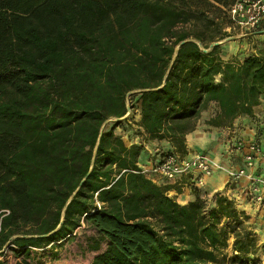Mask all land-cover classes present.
<instances>
[{"label":"trees","instance_id":"1","mask_svg":"<svg viewBox=\"0 0 264 264\" xmlns=\"http://www.w3.org/2000/svg\"><path fill=\"white\" fill-rule=\"evenodd\" d=\"M233 2L0 0V264H73L83 224L95 236L78 264H261L227 192L239 181L201 192L183 175L193 199L180 203L144 168L190 156L210 105L206 124L227 128L264 104V53L210 47L233 30ZM133 109L143 140L126 144L115 130Z\"/></svg>","mask_w":264,"mask_h":264},{"label":"crops","instance_id":"2","mask_svg":"<svg viewBox=\"0 0 264 264\" xmlns=\"http://www.w3.org/2000/svg\"><path fill=\"white\" fill-rule=\"evenodd\" d=\"M264 108V104L260 105L255 108L256 109H262ZM255 112V111H254ZM245 117L240 116L237 119H235V122L230 127L225 128L223 133L214 132V134H218L219 136H215L213 138V145L209 147L206 146V135L204 134H210L209 131L203 132L202 129L197 128L195 131L191 132L187 135V145L189 148L196 149L198 153H202L206 155L210 160H213L214 162H218L221 166L226 168H232V169H238L243 164L242 157H240V154L235 151V149H232L231 147L236 143L238 140H243L244 142H248L249 140H253L252 136L256 132L260 133L262 131L263 136L261 138H264V113H261L259 116V120L256 122H252L246 125H240V122L245 121ZM234 126H237L235 131L232 130V134L230 133L231 129H233ZM261 128H263L261 130ZM234 135L233 138H231ZM236 135V136H235ZM238 135V136H237ZM262 140V139H261ZM219 150H221L219 152ZM223 150V152H222ZM151 151V150H150ZM154 151H151V154L154 155ZM210 153H214V157L210 156ZM197 154L196 152L191 153L190 156ZM227 156L226 161H222L217 159L216 156ZM153 157V156H152ZM145 161V169H152V158ZM224 157V156H223ZM226 158V157H225ZM146 171V170H145ZM250 174L253 176H264V160H257L255 163V166L252 170H250ZM154 176V175H153ZM153 179L158 182L159 184L163 185H172L175 186V189H172L170 192L177 197V200L180 203H186L189 200L193 199V193L191 192V188L188 185V181L182 177L177 179L175 182L170 181L167 179H164L163 177L157 175L154 176ZM228 181L227 174L225 170L223 169H215L213 173L208 177H202L200 184L197 180L196 186L197 188H200L201 192L203 190H222L226 188V184ZM250 186V181L248 178H243L237 183V188L233 190H228L232 196L236 198L237 205L242 208L244 211H251L250 213L253 215H257V219H259L261 222L264 219V206H259L255 202L252 201V199L247 201L245 198V190L248 189ZM177 188V189H176ZM253 209V210H252ZM254 218V217H253Z\"/></svg>","mask_w":264,"mask_h":264},{"label":"built area","instance_id":"3","mask_svg":"<svg viewBox=\"0 0 264 264\" xmlns=\"http://www.w3.org/2000/svg\"><path fill=\"white\" fill-rule=\"evenodd\" d=\"M233 29L241 33L253 30L264 18V0H234L228 10ZM230 30V28H228ZM242 157L243 164L238 169L224 168L218 162L210 160L206 155L197 153L186 158H178L174 154H165L152 171L159 176L174 181L183 175L197 172L198 183L202 177L210 176L215 169L225 170L228 180L240 181L248 178L250 186L245 195L259 206H264V176L250 174L257 160H264V138L262 140H238L231 147ZM264 234V219L260 222Z\"/></svg>","mask_w":264,"mask_h":264},{"label":"rangeland","instance_id":"4","mask_svg":"<svg viewBox=\"0 0 264 264\" xmlns=\"http://www.w3.org/2000/svg\"><path fill=\"white\" fill-rule=\"evenodd\" d=\"M248 33H249L248 31L241 33L237 29H233L228 37H226L225 39L220 41L222 43V49H223L222 50V56L224 59H231L233 57L241 58L243 55H247V54L264 53V34H258L252 38L251 37L247 38V39L244 38V37H247ZM134 111H135V109L132 110V112H133L132 115H130V113L128 112L125 116L127 118V120L124 123H122V126H120V128H117L115 130L116 134H119L120 136L123 137L126 144L131 142V140H137V138L139 140H143L140 136H136V132H137L136 131V121L138 119V116H137V112L136 111L134 112ZM215 111L216 110H215L214 105H210L206 111L202 112V114L198 120L197 127H196V129L200 127V129H202L203 132H206V131L210 132V134H207V133L204 134V135H206L205 144H206V146L209 145V147L213 145V138L215 136H219L218 134L215 135L214 132L223 133V131L225 130V128L211 127V126L206 124V121L215 114ZM261 113H264V108L256 109L252 118L245 117L246 120L243 122H240V125H242V124L246 125V124L258 121ZM236 128H238V127L234 126L233 129H231L230 133H228V134H232L233 133L232 130L235 131ZM233 137H234V135L231 138H233ZM219 138H221V137L219 136ZM188 150L191 153H194V152L198 153V151H196V149L189 148ZM220 151L221 150H219V152ZM222 152H223V150H222ZM210 156L214 157L215 155H214V153H210ZM216 157H217V159H219V161L220 160L226 161V159H227V156H225V155H222V156L218 155ZM145 170H146L145 172L149 175H152V176L158 175L157 173L153 172L150 168L145 169ZM176 180H174V182ZM169 195H173V194L171 192H169ZM245 212L250 216L249 221L251 222V224H253V226L255 228L254 233H255V236L257 238L258 244L261 246V248L258 252V256L260 258L261 264H264V234L261 231V227L257 226L258 225L257 222L260 221L259 219H261V218L257 219V215L254 213L252 215L250 213L251 211H248V212L245 211ZM254 224H256V226ZM94 236H95L94 230L91 228H88L84 224L78 229L77 232H75V235L72 237V239L67 244V248H68L67 249V257L71 263L78 264V263H83L86 261V257L88 255L87 246H88V244H90L89 242H90L91 238ZM227 253L230 254L229 248L227 250Z\"/></svg>","mask_w":264,"mask_h":264},{"label":"water","instance_id":"5","mask_svg":"<svg viewBox=\"0 0 264 264\" xmlns=\"http://www.w3.org/2000/svg\"><path fill=\"white\" fill-rule=\"evenodd\" d=\"M221 42H214V43H212L211 45H210V47H212L213 45H216V44H220ZM177 48H178V46H177ZM176 48V49H177ZM204 51H207V49H205Z\"/></svg>","mask_w":264,"mask_h":264}]
</instances>
